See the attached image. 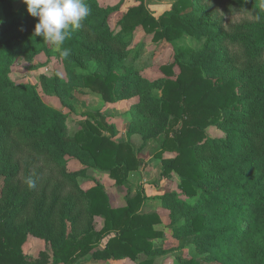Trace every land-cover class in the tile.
I'll use <instances>...</instances> for the list:
<instances>
[{"label": "trees", "instance_id": "1", "mask_svg": "<svg viewBox=\"0 0 264 264\" xmlns=\"http://www.w3.org/2000/svg\"><path fill=\"white\" fill-rule=\"evenodd\" d=\"M15 2L0 0V264H81L141 254L145 259L138 264H153L162 254L153 240L163 233L155 228L159 214L142 211L144 196L136 193L114 206L102 183L85 189L78 181L92 166L121 184L140 164L131 144L103 135L113 127L94 111H85L81 128L69 138L67 115L43 101L38 85L10 77L17 59L31 62L50 50L33 35L37 18L24 2ZM85 3L91 14L64 44L70 49L61 57L66 78L42 73V87L69 109L80 87L96 89L108 103L138 98L131 112L140 124L133 132L145 141L164 134L155 156L162 159L163 175L178 176L177 187L188 198L161 196L173 236H191L197 253L181 264H264V0H230L228 13L255 14L231 30L200 0H177L158 19L141 3L122 16L118 31L108 22L118 4ZM139 25L153 40L190 34L202 45L176 47L178 73L169 64L165 78L149 80L124 64L127 34ZM231 47L239 60L231 57ZM90 61L92 73L76 71ZM157 87L161 97L152 92ZM211 124L222 135H208ZM164 152L175 155L163 158ZM71 159L83 167L70 170ZM28 177L34 188L25 183ZM29 234L45 242L36 256L23 250Z\"/></svg>", "mask_w": 264, "mask_h": 264}, {"label": "rangeland", "instance_id": "2", "mask_svg": "<svg viewBox=\"0 0 264 264\" xmlns=\"http://www.w3.org/2000/svg\"><path fill=\"white\" fill-rule=\"evenodd\" d=\"M22 2L23 0H16L14 4L18 6ZM98 2L102 6L119 5L118 9L108 19L110 28L118 31L121 29L118 21L131 7L143 3L148 14L154 19H158L165 12L174 9L177 0H98ZM229 2L230 0H200V4L205 6L210 16L220 21L225 30H231L234 25L243 20L252 21L255 19L252 10H245L241 13H228L225 9ZM2 17L0 5V19ZM127 39L129 42L127 45L128 53L124 59L125 66L134 67L141 76L149 80L165 78L163 67L169 64H173V70L178 73L179 67L175 62V48L189 46L198 50L203 41V39L198 40L190 34H184L172 40L164 38L153 40V34L140 25L127 34ZM48 47L50 48L49 53H41L31 62L17 59L10 70L12 80L38 85L43 101L67 115L66 125L69 138L81 128V123L86 118L85 111L99 112L103 115L104 120L113 127L112 132L102 130V134L118 142H129L133 154L140 161L138 168L129 172L127 178L121 184L117 183L109 172L88 166L87 174L78 178L81 186L86 189L96 181L102 183L114 206L124 204L129 197L136 193L144 196L142 211H155L159 214L160 222L155 224V228L163 233L161 237L155 238L153 243L156 246H161L164 249V254L154 256L153 264H181L184 259L196 257L197 253L191 243V236L183 237L178 241L173 240L171 235L173 234L174 223L169 218L168 210L165 208L164 210L160 209L162 207L161 196L165 193L175 192L177 197L188 200L177 187L178 176L175 173L168 176L163 175L162 159L155 156V151L159 149L164 134L151 137L145 141L140 134L133 132L132 127L135 126V123L140 124V118L131 112L133 104L138 100L137 97L108 103L103 100L96 89L80 87L75 88L73 91L72 109L63 106L59 99L48 94L40 83L39 76L42 73L49 77L59 74L62 78H66V69L61 56L51 45L48 44ZM230 55L235 61L240 59V53L236 47L230 48ZM75 69L86 74L92 73L95 69V62L90 61L86 63L85 68L75 67ZM152 92L154 96L161 97L160 87L154 88ZM206 133L210 136L222 135V132L212 124L206 127ZM174 155V152H164L163 158H170ZM81 167L83 166L75 159L68 161L70 170ZM158 208L159 211L156 210ZM93 224L97 228L98 226L101 227V217H96ZM28 237L23 244V250L26 253H36L40 247L44 248L45 242L42 238L30 234ZM143 259H145V255L141 254L135 260L129 259L130 261L127 263L138 264ZM84 260H89V258ZM203 264L208 263L204 262Z\"/></svg>", "mask_w": 264, "mask_h": 264}, {"label": "clouds", "instance_id": "3", "mask_svg": "<svg viewBox=\"0 0 264 264\" xmlns=\"http://www.w3.org/2000/svg\"><path fill=\"white\" fill-rule=\"evenodd\" d=\"M23 2L26 4L27 13L38 20L33 35L41 37L61 57L67 58L70 49L64 47L65 41L91 14L85 0H23ZM25 183L29 188L36 186L32 177L26 178Z\"/></svg>", "mask_w": 264, "mask_h": 264}, {"label": "crops", "instance_id": "4", "mask_svg": "<svg viewBox=\"0 0 264 264\" xmlns=\"http://www.w3.org/2000/svg\"><path fill=\"white\" fill-rule=\"evenodd\" d=\"M117 206H120V205H117ZM160 209L164 210L163 207H160ZM160 209L158 208L156 210L159 211ZM98 228H100V227L98 226ZM171 236L173 237V240H175V241L181 240V238H183V237L176 238V237L173 236V234ZM154 246L158 247L159 249L162 250V254L161 255L164 254V249H162L161 246H156V245H154ZM42 249L43 248L40 247L36 253L30 252V253H27V254L36 256L38 254V252L41 251ZM128 261H130L128 258H123V259H105V260H103V259H89V260H83L81 262V264H128L127 263Z\"/></svg>", "mask_w": 264, "mask_h": 264}]
</instances>
